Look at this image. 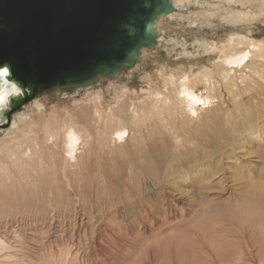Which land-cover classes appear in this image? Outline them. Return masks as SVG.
Here are the masks:
<instances>
[{"label":"bare ground","instance_id":"bare-ground-1","mask_svg":"<svg viewBox=\"0 0 264 264\" xmlns=\"http://www.w3.org/2000/svg\"><path fill=\"white\" fill-rule=\"evenodd\" d=\"M217 1L195 14L196 19L188 18L190 25L197 26L205 14L216 16L219 8H229L230 3L234 8L241 6L239 11L244 13L234 18L244 21V27L264 21V0ZM183 2L201 5L202 0H170L175 8ZM210 10L215 12L209 13ZM174 12L156 21L153 45L158 44L167 27L164 22L167 17L173 19ZM236 20L225 22L231 26L239 23ZM198 43L197 54L181 45L180 54L186 63L144 73L141 82L145 88L140 92L132 91L126 84L117 85L114 81L123 76V72H118L112 77H101L94 84L67 89L113 81L105 90H91L80 99L59 100L51 106L44 102L45 98L64 92L56 89L44 97L38 95L24 102L22 110H14L12 128L0 139V231H27L30 227L57 231L62 224L69 225L70 231H87L90 226L103 233L126 231L128 213L137 221L160 215L161 226L151 220H148L149 226L137 222V231L144 240L158 237L156 231L162 234L172 228L169 227L172 219L186 214L185 200L190 192L185 186H204L210 176L209 170L197 165L198 152L216 144H233L242 135L257 133L256 138H264V38L243 35L233 27L223 41ZM152 47V44L144 46L140 54ZM136 63L123 71L132 69ZM5 70L8 74L0 76V128L3 122H8L11 100L22 95V89L10 79L9 70L0 68V72ZM200 89L204 93L198 94ZM28 109L32 112L28 113ZM151 175L153 180L149 179L148 183L151 192L137 195L128 213L125 207L110 209L108 213L103 210L97 216L91 214L98 191L111 194L121 189L118 198L124 200L129 181ZM192 176H197L195 184L188 182ZM174 191L185 197L175 198ZM260 192L255 185H250L247 205L240 208L244 218L254 219L260 207L254 203L263 195ZM112 200L109 199V205H113ZM87 219L93 224L88 226ZM255 219L259 224V219ZM259 227L253 229L259 231ZM174 231L180 234L161 235L146 247L145 264L159 260L164 264H218L205 234L199 235L187 225ZM5 235L6 232H0V264L44 263H37L30 255L6 258L3 253L11 247L3 238ZM115 240L116 247L111 243L99 244L97 255L94 249L85 253L68 249L56 264H137L136 260L142 259V256L135 260L126 257L127 249H137L130 244L129 237ZM95 256H100L97 263L92 259Z\"/></svg>","mask_w":264,"mask_h":264},{"label":"rangeland","instance_id":"rangeland-1","mask_svg":"<svg viewBox=\"0 0 264 264\" xmlns=\"http://www.w3.org/2000/svg\"><path fill=\"white\" fill-rule=\"evenodd\" d=\"M217 2V0H202L201 5H190L188 2H183L178 8H175L174 4H172L176 13L174 12L173 19L166 18L164 24L167 27L158 38V44L152 45V48L140 54L137 58L136 65L132 69L127 68L129 70H121L120 73L123 72V76L117 79V82H114L119 86L126 84L132 91L136 90L140 92L142 88H145V85L141 82L144 73L156 72V70L165 66L178 67L182 62L186 63V59L180 54L181 45L184 44L190 52L193 51L197 54L198 42L203 40H207L208 43L223 41L233 27L237 28V32L243 35H248L253 38L256 37L257 39L264 38V21L259 22L258 25L255 24V26L244 27V21H239L234 18L236 15L241 16L244 12L239 11V8L242 10L241 6H235L237 8H234L232 3H230L229 8H219L220 13L215 14L216 16L214 17L205 14L206 17H204V20L199 22L197 26L190 25L188 18L196 19L197 16L195 14H200L202 10L207 9V7H209L208 4L214 5ZM228 11L229 13H227ZM214 12L215 11L210 10L209 13ZM230 19H234L239 23L229 26L225 21ZM199 54L204 56L202 53ZM197 66L198 65L194 67L196 68ZM114 82H100L95 86L76 90L66 89L64 92L47 96L44 102L52 106L59 100L67 101L71 98L77 100L85 96L87 92L91 90L94 92L101 89L105 90ZM199 93L202 94L204 92L200 89L198 94ZM44 95L45 94H43L42 97H44ZM27 112L30 113L32 111L28 109ZM11 124L12 122H3V126L0 128V139L6 137L12 128ZM255 129L256 128L253 130ZM256 135L257 133L242 135L240 140L239 138H235L233 144H226V146L216 144L215 147L213 146L214 148L211 147L212 149L208 148L205 151L197 153V165H200L199 167H201V169L206 168L209 170L210 172L207 173L208 176L210 173V176L207 178L208 180L204 186H185L187 187L186 191L190 193L187 196V200H185L186 214L183 216L184 218L178 216L176 219H172L173 223L169 226L172 228H168V231H162V234L160 231H156V233L160 232L159 235L155 233V236L158 237L144 240V238L139 235L140 231H137V222L143 223L142 226H149L150 222L148 220H151L152 222L154 221L156 225L161 226V219H158L160 215L150 217L149 219L144 217L140 221H137L133 214L127 212L129 206L135 204V201L138 199L137 197L139 195L143 196L141 192H145V194L146 192H151V188L149 187L150 184L148 183L149 179L153 180V175L148 176V178L137 176L134 178V182L131 180L126 184V198L124 197L126 201L118 198V195L122 192L121 189L111 194H103L98 191V196L95 197L94 207L91 211V214L94 213V215L97 216L100 215L103 210H106V213H108L110 209H123L126 207V213H128L126 214V231H110V233L109 231H104V233L103 231H95L94 226H90L93 224V221H88V219L86 223L90 228L88 227L87 231H72L73 229L70 231L69 225L64 226V224H62L63 227H59L57 231H41L39 228L33 227H30L27 231H5L6 235L3 238L10 245L11 249L4 252L3 255H7L6 258L13 257L14 255H30L37 263L44 262L45 264H56V262L64 258V254L68 249H79L81 253L92 252L94 249V251L96 250V254H94L97 255L99 244L107 246V243H111L110 245L112 247H116L118 241L115 239L129 237L130 244L135 245L134 247H137V249H131L132 247L127 249L126 257L130 256L129 258L131 260H135L136 257L142 256V259H140L141 261L136 260L138 261L137 264H145L146 256L143 255V253L148 245L154 243L157 238H161L162 236L180 234L178 233L179 231H174L175 228L187 225L192 226L199 235H202V233L206 235L205 241L209 242L208 248L215 253V259L218 264H264V138H256ZM196 178L197 176H192L189 178L188 182H194ZM251 184L255 185L257 189L263 192L262 198L254 203L257 207L260 205V207H258L259 210H263H261L262 212L257 210L261 214V219L259 218L260 214L258 212H256V215L253 217L254 219L255 217L259 219V224L251 217V219L256 222L255 225H253V221L251 223V219H246L244 218L245 216L243 217L240 214V208L247 205L245 202ZM173 196L177 199L185 197L184 194L178 191H174ZM109 199H113L111 201L113 205L108 204ZM257 207L255 208L258 209ZM83 214L85 216L87 215V218L90 217V214L85 211ZM249 223H251L250 226H248ZM110 225H113V223ZM258 225L260 226L259 231H255L253 227L256 228ZM0 232L5 234L4 231ZM165 232L171 233L170 235H165ZM137 240L140 241L137 242ZM112 242L113 244L115 243V246H113ZM137 244H139V246H137ZM216 254L218 255L216 256ZM98 257L95 256L92 258L94 262L97 263L100 260V256ZM155 264L164 263L162 260H159Z\"/></svg>","mask_w":264,"mask_h":264},{"label":"water","instance_id":"water-1","mask_svg":"<svg viewBox=\"0 0 264 264\" xmlns=\"http://www.w3.org/2000/svg\"><path fill=\"white\" fill-rule=\"evenodd\" d=\"M174 9L170 0H0V68L22 89L8 122L38 95L132 67Z\"/></svg>","mask_w":264,"mask_h":264},{"label":"snow or ice","instance_id":"snow-or-ice-1","mask_svg":"<svg viewBox=\"0 0 264 264\" xmlns=\"http://www.w3.org/2000/svg\"><path fill=\"white\" fill-rule=\"evenodd\" d=\"M8 73H7V70L3 71V72H0V76H6Z\"/></svg>","mask_w":264,"mask_h":264}]
</instances>
